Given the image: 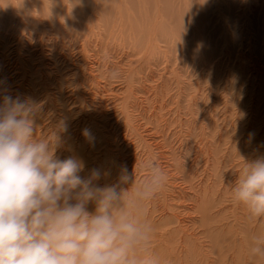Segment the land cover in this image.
<instances>
[{"label":"rangeland","instance_id":"rangeland-1","mask_svg":"<svg viewBox=\"0 0 264 264\" xmlns=\"http://www.w3.org/2000/svg\"><path fill=\"white\" fill-rule=\"evenodd\" d=\"M5 95L34 105L37 138L55 133L82 176L133 172L128 217L153 230L138 256L264 264V218L232 193L264 158V0H0ZM154 163L167 180L144 199Z\"/></svg>","mask_w":264,"mask_h":264},{"label":"clouds","instance_id":"clouds-1","mask_svg":"<svg viewBox=\"0 0 264 264\" xmlns=\"http://www.w3.org/2000/svg\"><path fill=\"white\" fill-rule=\"evenodd\" d=\"M34 117L32 103L2 97L0 264H151L137 249L148 247L153 230L131 221L124 204L123 184L133 181V172L121 166L118 182L103 186L98 169L82 176L81 160L56 155L55 133L37 138ZM83 135L92 140L88 129ZM153 172L144 199L165 186L166 174L155 163ZM232 193L251 218H264V158L247 163ZM251 253L264 258V236Z\"/></svg>","mask_w":264,"mask_h":264}]
</instances>
